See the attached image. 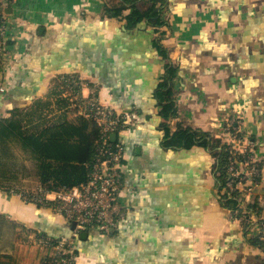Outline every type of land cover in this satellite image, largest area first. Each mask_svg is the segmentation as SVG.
Instances as JSON below:
<instances>
[{
    "label": "crops",
    "instance_id": "1",
    "mask_svg": "<svg viewBox=\"0 0 264 264\" xmlns=\"http://www.w3.org/2000/svg\"><path fill=\"white\" fill-rule=\"evenodd\" d=\"M107 3L120 0H12L6 10L19 54L0 84V117L39 98L53 101L56 79L75 74L85 82L84 95L96 89L128 118L117 139L126 151L121 197L129 214L113 235L84 231L75 240L76 264H264L257 232L231 222L219 198L216 149L165 146L155 96L169 59L178 70L177 116L167 119L172 131L206 132L220 145L226 122L244 117L263 164L264 198V0H166V60L151 26L127 30L122 19L105 15ZM34 183L0 188L6 264H41L40 236H72V223L19 196L41 187ZM257 203L264 218V201Z\"/></svg>",
    "mask_w": 264,
    "mask_h": 264
},
{
    "label": "built area",
    "instance_id": "2",
    "mask_svg": "<svg viewBox=\"0 0 264 264\" xmlns=\"http://www.w3.org/2000/svg\"><path fill=\"white\" fill-rule=\"evenodd\" d=\"M11 1L0 0V84L14 67L19 54V38L6 12ZM67 75L70 76L64 78V95L71 97L70 110L92 120L101 131L96 154L87 164L88 179L80 185L61 190L41 186L36 190L18 192L23 201L50 208L56 216L76 223L72 236L60 237L58 242H52L47 236L38 238L41 245L52 246L56 251L58 258L53 264H73L77 257L69 256L68 252L74 250L75 240L82 232L93 230L101 236L109 235L119 229L130 211L121 197L126 187V151L120 138L129 129L127 115L102 101L96 89L84 95L85 82L81 76ZM114 133L120 138L113 142L111 135ZM219 138L217 175L220 174V155H228L227 178L223 183L219 182V198L223 204L228 199L235 200L233 207L225 206L229 220L239 224L246 232L256 231L255 235L264 242V218L251 207L257 200L264 201L263 196H259L263 164L257 154V144L246 129L244 117L228 120Z\"/></svg>",
    "mask_w": 264,
    "mask_h": 264
},
{
    "label": "trees",
    "instance_id": "3",
    "mask_svg": "<svg viewBox=\"0 0 264 264\" xmlns=\"http://www.w3.org/2000/svg\"><path fill=\"white\" fill-rule=\"evenodd\" d=\"M165 6L166 0H120L118 4L107 3L104 12L108 18L122 19L127 30H133L141 22H146L156 33L153 41L155 48L166 60L168 52L164 47L163 39L168 31V21L164 16ZM127 11H129L128 14H126ZM1 67L0 57V79ZM177 71V66L172 65L169 59L166 60L165 74L160 79L155 93L161 107L160 113L165 119L163 122L165 146L189 149L194 145L207 148L211 145L213 149H216L214 153L217 156L219 144L206 132L198 130L193 132L182 126L175 131L169 128L167 119L177 116L178 111L175 91ZM67 76L70 75L64 74L56 79L57 82L51 93L53 101L49 97L39 98L28 106H15L9 110L8 116L0 117V188L10 190L20 182L21 173H23L22 176L28 173L25 166L18 167L16 170L11 168V165L17 166L18 158L20 159L17 150L33 162L37 179L46 189L61 190L87 181V164L96 154L101 131L92 120L70 110L71 97L64 95L66 91L64 78ZM227 164L228 155L222 153L218 162L220 183L227 178L225 172ZM235 203V200L228 199L224 205L233 207ZM251 207L258 212L261 210L256 201ZM115 233L116 230L109 236ZM47 237L52 242L60 240V237ZM253 240L256 245L264 248V242L259 236L254 237ZM68 254L77 257L78 250L75 244L74 250ZM57 258L54 248L45 246L41 264H53ZM14 262L15 260H7V264H14ZM0 264L6 263L0 258ZM73 264H76V260Z\"/></svg>",
    "mask_w": 264,
    "mask_h": 264
},
{
    "label": "rangeland",
    "instance_id": "4",
    "mask_svg": "<svg viewBox=\"0 0 264 264\" xmlns=\"http://www.w3.org/2000/svg\"><path fill=\"white\" fill-rule=\"evenodd\" d=\"M18 153L20 155V159L18 158L17 166L11 165V168L12 169L14 168V170H16L18 167L25 166V167H27L26 169H28V173L29 172H32L33 173L35 171L33 162L28 158V156L24 155L22 152H19L18 151ZM22 174L23 173H21V176H22ZM20 179H21L20 180V183L25 181V185H23V186H27V188H29V187L30 188H36V184L34 183V181L35 180H38V179L37 178H34L33 175L32 176H29V177H26V178L22 176Z\"/></svg>",
    "mask_w": 264,
    "mask_h": 264
},
{
    "label": "water",
    "instance_id": "5",
    "mask_svg": "<svg viewBox=\"0 0 264 264\" xmlns=\"http://www.w3.org/2000/svg\"><path fill=\"white\" fill-rule=\"evenodd\" d=\"M111 139H112L113 141H116V139H117V135H116L115 133L112 134V135H111ZM75 226H76V223L73 222V223H72V227L75 228ZM86 234H87V233L82 232L80 235H81L82 237H84Z\"/></svg>",
    "mask_w": 264,
    "mask_h": 264
}]
</instances>
